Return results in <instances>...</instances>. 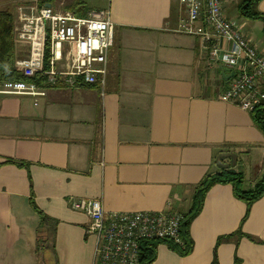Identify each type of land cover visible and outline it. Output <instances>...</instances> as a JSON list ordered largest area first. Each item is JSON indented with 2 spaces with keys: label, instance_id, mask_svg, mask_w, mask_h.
<instances>
[{
  "label": "crops",
  "instance_id": "1",
  "mask_svg": "<svg viewBox=\"0 0 264 264\" xmlns=\"http://www.w3.org/2000/svg\"><path fill=\"white\" fill-rule=\"evenodd\" d=\"M88 1L113 25L103 87L49 89L37 101L0 94V264H41L40 252L42 264H93L88 217L69 197L99 199L105 214H186L207 176L241 173L248 190L263 172L264 136L249 112L219 99L232 71L209 60L200 37L176 31L179 0ZM257 8L264 14V0ZM235 20L264 56L262 23ZM226 151L233 159L221 164ZM37 209L55 224L40 229ZM246 210L230 184L214 185L189 227L192 251L159 244L151 264H264V197L243 220Z\"/></svg>",
  "mask_w": 264,
  "mask_h": 264
},
{
  "label": "built area",
  "instance_id": "2",
  "mask_svg": "<svg viewBox=\"0 0 264 264\" xmlns=\"http://www.w3.org/2000/svg\"><path fill=\"white\" fill-rule=\"evenodd\" d=\"M185 16L176 31L194 35L208 46L210 61L229 68L232 78L220 93L222 102H234L251 112L264 101V56L244 33L243 23L223 12L225 0H179ZM113 25L107 9L85 17L64 9L45 7L37 0L15 9V46H25L14 68L27 81L0 85V94L21 95L35 101L49 89L80 85L103 87ZM72 211L88 217L95 237L93 264H140L145 242L169 240L182 244L178 212H115L105 214L99 199L69 197Z\"/></svg>",
  "mask_w": 264,
  "mask_h": 264
},
{
  "label": "trees",
  "instance_id": "3",
  "mask_svg": "<svg viewBox=\"0 0 264 264\" xmlns=\"http://www.w3.org/2000/svg\"><path fill=\"white\" fill-rule=\"evenodd\" d=\"M261 0H238L236 3V11L240 18L260 21L262 23V34L264 35V14L258 11V3ZM49 3V0H41V4ZM88 13L82 12L75 14L78 16H85ZM14 19L9 10H0V85L11 81H27L14 68V61L16 59V50L13 36ZM251 119L256 127L262 132L264 136V101L250 112ZM18 167L24 168L28 172V164L20 163ZM29 179L30 176L28 175ZM216 184H230L232 186L233 195L238 200L246 204L247 210L243 220L247 217L250 206L258 199L264 197V168L260 178L248 190L241 189L242 175L229 169H220L219 172L209 175L204 178L196 188L191 206L186 214H182V221L180 223V237L182 244H175L169 240H156L145 242L140 247V264H151L156 258V247L159 244H166L168 248L177 252L180 256H186L192 251V241L189 236V227L193 219L201 211L204 196L207 191ZM33 206L34 203H32ZM35 208V207H34ZM39 228H45V225L55 221L50 220L38 209ZM46 241V238H43ZM225 238H219L218 245ZM43 243L42 238H38V244Z\"/></svg>",
  "mask_w": 264,
  "mask_h": 264
},
{
  "label": "rangeland",
  "instance_id": "4",
  "mask_svg": "<svg viewBox=\"0 0 264 264\" xmlns=\"http://www.w3.org/2000/svg\"><path fill=\"white\" fill-rule=\"evenodd\" d=\"M30 1H34V0H0V10H5V9L9 10L13 16V19H14L16 7L21 3H27ZM37 1L40 2L41 0H37ZM59 1L60 0H49V4L51 5V7L53 9H64V10L68 9V10H74L77 13H82V12H86V11H88V13H89V12H91V10H98V8H92V6L95 5L96 3L91 2V1H88V3H84V2H80L81 0H68V2L74 1L73 6H70V7L66 6V4H63V6H60ZM237 1L238 0H225L224 4H227L226 5L227 7L224 8V11H223L225 15L228 14L233 19H236L237 17H239V15L237 14V11H236V7H235ZM85 16H83V17H85ZM257 36H259L260 38L264 37V35L262 33H258ZM219 158H222V159L224 158V162L222 161L221 164H223V163L228 164L231 162V160L229 161V158L233 159V157H231V153L228 151H226L224 154H222L221 157H219ZM216 161H218V160H216ZM241 189L247 190V188L244 189L242 187H241ZM46 245L49 249L50 248V241L48 243H46ZM40 254H41V252L38 253V260H41V264H42V254L41 255Z\"/></svg>",
  "mask_w": 264,
  "mask_h": 264
},
{
  "label": "water",
  "instance_id": "5",
  "mask_svg": "<svg viewBox=\"0 0 264 264\" xmlns=\"http://www.w3.org/2000/svg\"><path fill=\"white\" fill-rule=\"evenodd\" d=\"M50 6V4H45V7H49ZM233 74V73H232ZM232 74H231V76H232Z\"/></svg>",
  "mask_w": 264,
  "mask_h": 264
}]
</instances>
